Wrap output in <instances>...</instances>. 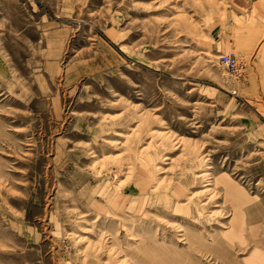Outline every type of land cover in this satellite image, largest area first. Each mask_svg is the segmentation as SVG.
<instances>
[{"label":"rangeland","instance_id":"1","mask_svg":"<svg viewBox=\"0 0 264 264\" xmlns=\"http://www.w3.org/2000/svg\"><path fill=\"white\" fill-rule=\"evenodd\" d=\"M0 264H264V0H0Z\"/></svg>","mask_w":264,"mask_h":264},{"label":"built area","instance_id":"2","mask_svg":"<svg viewBox=\"0 0 264 264\" xmlns=\"http://www.w3.org/2000/svg\"><path fill=\"white\" fill-rule=\"evenodd\" d=\"M219 64L221 68L230 75L237 76L240 72L239 59L235 55L223 54L219 57Z\"/></svg>","mask_w":264,"mask_h":264}]
</instances>
